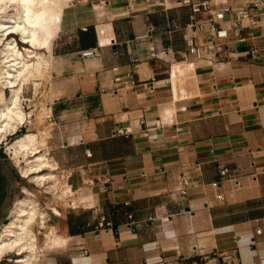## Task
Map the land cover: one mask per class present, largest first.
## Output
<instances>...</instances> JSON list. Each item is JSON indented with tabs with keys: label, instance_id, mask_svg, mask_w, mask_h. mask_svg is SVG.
<instances>
[{
	"label": "crops",
	"instance_id": "1",
	"mask_svg": "<svg viewBox=\"0 0 264 264\" xmlns=\"http://www.w3.org/2000/svg\"><path fill=\"white\" fill-rule=\"evenodd\" d=\"M64 1L41 150L71 189L36 264H264L263 21L218 37L181 0Z\"/></svg>",
	"mask_w": 264,
	"mask_h": 264
},
{
	"label": "bare ground",
	"instance_id": "2",
	"mask_svg": "<svg viewBox=\"0 0 264 264\" xmlns=\"http://www.w3.org/2000/svg\"><path fill=\"white\" fill-rule=\"evenodd\" d=\"M64 5V0H0V142L31 121L32 113L23 105V90L35 74L43 73L50 56L29 44H47L60 26ZM6 88L10 89L9 96ZM47 135L48 129L28 131L7 143V149L16 157L24 176L46 191L66 196L71 187L58 176L48 150H41L46 146ZM24 191L31 193L26 187ZM27 196L16 200L9 220L0 226V262L6 258L19 264H36L46 250L65 242L56 228L46 222L47 211L40 208L37 199ZM51 209L60 214L56 207ZM36 223L44 234L42 254L38 250Z\"/></svg>",
	"mask_w": 264,
	"mask_h": 264
},
{
	"label": "rangeland",
	"instance_id": "3",
	"mask_svg": "<svg viewBox=\"0 0 264 264\" xmlns=\"http://www.w3.org/2000/svg\"><path fill=\"white\" fill-rule=\"evenodd\" d=\"M15 37L19 38L18 36H15ZM51 38H52V36L50 37V39L48 38L49 42L51 41ZM19 45H20V47L24 46L21 41H19ZM29 46L31 48L35 49L36 51H39V52L45 53V54H47L45 50L46 49L48 50V48H49L47 45L37 47V45H34L32 43H30ZM47 67L48 66H46L44 68L43 73L35 74L31 78V81L29 80V83L33 82L34 85L37 82L35 85V91H36L35 96H33L32 90H29L31 87V86H29V83H27V85H25L24 90H23L24 97H25V99L27 98L26 100L24 99L23 105H24V108L26 111L32 113V116H33L32 122H26L23 126L19 127V129L17 130L16 133L8 135V137L6 139H4L2 142H0V152L2 151V153L5 154V157L0 159V164L3 166L4 171H6L8 174V177L10 179L9 183H10L11 187L16 189L14 191V193L12 194V196L10 197V199L8 201V205L5 207L4 212H3L2 216L0 217V220H1L0 226L4 222L9 220L10 211L13 208L16 200L18 198H22L24 196H27L26 194H28L27 197H34L35 200L37 199L40 208L42 210L47 211L46 222H48V225H53L55 227V225H54L55 221L53 219V216L54 215L55 216L61 215V210H62L61 202L67 196V195L62 196L59 194L55 195L54 192L46 191L45 190L46 188L37 184V182L32 180L30 177H25V176L21 177L22 172L20 170L19 162H16L17 161L16 157L7 149V145H6L7 143L12 142L14 140V138H16L18 135H21V134L26 133L28 131L38 132V131H41L43 129H49L47 126L41 127L44 123H46L45 120H46V115H47V107H46V103H45L46 102L45 94L43 91H41V89H39L40 86L42 85V81L46 77ZM37 79H39V80H37ZM5 91H6V95L9 96L11 93L10 89L6 88ZM33 109H34V111H33ZM25 187L29 191L31 190V193H26L24 191ZM51 207H56L60 211V214H58L53 209H51ZM35 228L39 234L38 235V244H39L38 250L42 254L43 252L41 250H43V247H44L43 246L44 245V234L42 232H40V230L43 231V229L38 228L37 223L35 225ZM15 256H16L15 254H12V257H15ZM0 263L19 264V263H16L14 261H9L6 258L4 260H2Z\"/></svg>",
	"mask_w": 264,
	"mask_h": 264
},
{
	"label": "built area",
	"instance_id": "4",
	"mask_svg": "<svg viewBox=\"0 0 264 264\" xmlns=\"http://www.w3.org/2000/svg\"><path fill=\"white\" fill-rule=\"evenodd\" d=\"M181 1L182 3L189 4L191 7L192 13L187 28L192 32L203 31L205 27H208L211 31H214L218 37H227L229 34L240 36L244 21L256 24L261 20L263 21L264 27V0H235L239 6L236 11V16L233 18L228 17L233 9V6L228 2L220 3L219 0ZM198 13H205L206 19H198L196 16ZM225 22H229V25L226 26L224 24ZM188 53L195 55L196 58L202 57L203 47L194 41V37L191 38ZM81 55L87 58L98 57L101 56V51L96 48H89L83 50ZM220 174L221 180L231 178L229 170L225 166L221 167ZM108 181L109 179L106 181L103 189L107 187L106 184ZM219 197L223 198L222 195H219ZM98 226L100 228L108 227L110 226V222L102 220L98 223ZM257 232H261V228H258Z\"/></svg>",
	"mask_w": 264,
	"mask_h": 264
},
{
	"label": "trees",
	"instance_id": "5",
	"mask_svg": "<svg viewBox=\"0 0 264 264\" xmlns=\"http://www.w3.org/2000/svg\"><path fill=\"white\" fill-rule=\"evenodd\" d=\"M9 177L3 166L0 164V213L4 207L8 205L10 199L9 190Z\"/></svg>",
	"mask_w": 264,
	"mask_h": 264
}]
</instances>
